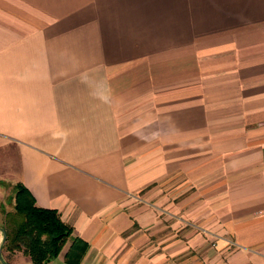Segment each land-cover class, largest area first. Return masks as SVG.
Here are the masks:
<instances>
[{
  "label": "crops",
  "instance_id": "1",
  "mask_svg": "<svg viewBox=\"0 0 264 264\" xmlns=\"http://www.w3.org/2000/svg\"><path fill=\"white\" fill-rule=\"evenodd\" d=\"M17 182L79 264H264V0H0V264Z\"/></svg>",
  "mask_w": 264,
  "mask_h": 264
},
{
  "label": "trees",
  "instance_id": "2",
  "mask_svg": "<svg viewBox=\"0 0 264 264\" xmlns=\"http://www.w3.org/2000/svg\"><path fill=\"white\" fill-rule=\"evenodd\" d=\"M4 241L2 250L21 252L33 264H46L56 258L70 241L64 263L79 264L88 244L73 233V226L65 222L56 208L36 203L34 195L21 182L15 184L13 208L3 211Z\"/></svg>",
  "mask_w": 264,
  "mask_h": 264
},
{
  "label": "rangeland",
  "instance_id": "3",
  "mask_svg": "<svg viewBox=\"0 0 264 264\" xmlns=\"http://www.w3.org/2000/svg\"><path fill=\"white\" fill-rule=\"evenodd\" d=\"M3 186L5 187V189L9 190L8 193L5 194V199H6V201H8V199L10 200L12 198V192L10 191V189L6 183H3Z\"/></svg>",
  "mask_w": 264,
  "mask_h": 264
}]
</instances>
